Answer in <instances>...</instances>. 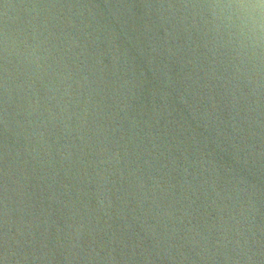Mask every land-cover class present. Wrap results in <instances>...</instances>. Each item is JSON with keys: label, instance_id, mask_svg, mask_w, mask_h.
I'll list each match as a JSON object with an SVG mask.
<instances>
[{"label": "water", "instance_id": "95a60500", "mask_svg": "<svg viewBox=\"0 0 264 264\" xmlns=\"http://www.w3.org/2000/svg\"><path fill=\"white\" fill-rule=\"evenodd\" d=\"M247 4L0 0V264H264Z\"/></svg>", "mask_w": 264, "mask_h": 264}, {"label": "clouds", "instance_id": "9594fccd", "mask_svg": "<svg viewBox=\"0 0 264 264\" xmlns=\"http://www.w3.org/2000/svg\"><path fill=\"white\" fill-rule=\"evenodd\" d=\"M236 6H238L241 10H245L248 7L247 0H234ZM255 6L259 7L262 11H264V0H255ZM247 23L244 24V27H247ZM254 28H259V30L264 31V24H257L253 21Z\"/></svg>", "mask_w": 264, "mask_h": 264}]
</instances>
